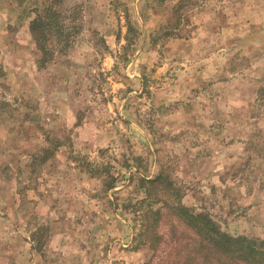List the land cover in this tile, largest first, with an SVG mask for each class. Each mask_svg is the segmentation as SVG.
<instances>
[{"label": "rangeland", "instance_id": "374dc122", "mask_svg": "<svg viewBox=\"0 0 264 264\" xmlns=\"http://www.w3.org/2000/svg\"><path fill=\"white\" fill-rule=\"evenodd\" d=\"M10 211L0 264H264L192 226L264 240V0H0Z\"/></svg>", "mask_w": 264, "mask_h": 264}, {"label": "trees", "instance_id": "16d2710c", "mask_svg": "<svg viewBox=\"0 0 264 264\" xmlns=\"http://www.w3.org/2000/svg\"><path fill=\"white\" fill-rule=\"evenodd\" d=\"M35 23H40V22H35ZM160 179H161L160 177H156L154 179H144V182H146L150 185H153V183H157ZM114 180L116 181L117 179L114 177L110 180V183L108 184L109 186L106 188L108 191L116 189V185L113 182ZM143 186L144 185H142V187ZM145 193H146V197L152 196L151 191L146 190ZM154 202L155 203H159V202L168 203L167 199H165L164 197H158L156 200H154ZM171 207L175 208V209H179L173 203H172ZM181 209L183 210V208H181ZM196 219L198 220V222L192 223V226L197 230V232L201 236H203L204 241L209 240V239L214 240L215 241L214 244L216 243L218 250L220 248H224L225 253H228V251L233 249L232 243H235L236 250L241 252L240 256H242V255L244 256L240 259H244V261H245V259L251 260V259H254L252 256L257 255V257L259 256V259H263V261H264V240L258 244L256 241L249 240L245 237H239L236 240H232V239L226 238V237H222L218 240L212 239V237H209L208 235H206V232L213 234L214 226H212V225H215V223L211 219L206 218L202 214L196 215ZM224 236H226V235H224ZM231 241H233V242H231ZM243 241H246L247 243L244 244ZM220 250H222V249H220Z\"/></svg>", "mask_w": 264, "mask_h": 264}, {"label": "crops", "instance_id": "0c3cea01", "mask_svg": "<svg viewBox=\"0 0 264 264\" xmlns=\"http://www.w3.org/2000/svg\"><path fill=\"white\" fill-rule=\"evenodd\" d=\"M12 211L8 212V216L7 213L5 215H2V217L0 216V219H6L7 221L10 222V220H13L14 219V216L12 215Z\"/></svg>", "mask_w": 264, "mask_h": 264}]
</instances>
